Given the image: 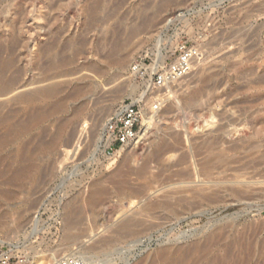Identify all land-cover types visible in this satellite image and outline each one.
Wrapping results in <instances>:
<instances>
[{"label":"rangeland","instance_id":"1","mask_svg":"<svg viewBox=\"0 0 264 264\" xmlns=\"http://www.w3.org/2000/svg\"><path fill=\"white\" fill-rule=\"evenodd\" d=\"M92 1L0 0L2 57L14 59L5 76L12 77L13 74L20 84L61 72L62 76L50 82H90L92 91L88 97L93 99L103 94L104 101L99 106L106 107L96 129L92 130L90 126L91 111L78 117L77 132L69 144L61 142L51 152H39L42 174L38 170L34 181L25 183L18 199L9 200L7 206L0 207V215L2 210L9 212L6 218H0V250L14 256H26L30 264H54L69 254L84 257L92 264H148L149 257L155 258L162 250L169 251L168 254H193L191 259L197 254H218L215 245L206 249L200 246L221 229L223 234L218 244L235 241L230 254L242 256L237 264H264V162L244 168L238 164L240 172L245 174L244 180L257 187L246 198L236 199L220 188L216 194L217 202L203 204L194 203L197 199L190 192H175L178 188L186 187V190L191 186L189 189H192L193 185V188H199L219 183L222 187L224 184L219 178L229 176L237 167V164L217 167L210 179L201 177L198 146L206 140L261 141L260 154L264 155V0H167L164 8L151 18L150 24H142L131 11L124 20L128 22L127 26L136 23L137 32L126 44L122 35L124 46L120 43L121 49L115 53L111 51L113 55L107 50L109 47L106 50L98 48L102 26L123 17L131 8L144 3L153 6L160 0H107L111 6L105 8V12L99 11L98 18L94 14L91 17L92 13L86 11L85 7ZM109 13L111 19L103 20ZM95 16L97 21L93 22ZM193 38H200L205 49L204 60L196 64L197 68L215 72L214 88L200 104H188L185 101L188 78L176 82L170 89L172 97L146 134L151 135L149 139L145 141L143 136L133 142L127 153L129 166L118 165L120 149L105 146V137L99 140L103 124L111 111L141 95L144 98L138 101L147 115L148 103L154 96L144 93V81L130 74V65L141 58L148 66H154L159 51L164 55L165 63L180 40ZM71 40L75 41H72L74 49L66 44ZM50 42L56 44V48L52 44V50L58 51L59 57H69L58 68L47 66L46 57L39 54L38 49ZM111 57L122 58V65L112 62ZM98 66L102 68L100 72L96 70ZM33 87L29 85L24 89ZM118 88L121 93H113ZM14 93L0 96V105L4 106L0 116L11 108H20L17 104L4 103ZM112 94L115 95L113 100L107 101ZM82 99L68 101L66 112L58 114L57 118L71 117L73 108ZM47 124L21 135L16 143L25 142L33 135L39 138V130ZM53 131L51 127L43 135L44 141H48ZM16 143H11L5 150H14ZM161 144H167L169 148L163 153L162 160H156L151 154ZM7 151L1 154L6 155ZM183 154L188 155L187 163L179 162ZM145 159L148 160V182L131 198L120 192L118 183L106 180L118 168L134 170ZM129 181L130 189L143 183L136 174H131ZM92 183L104 190L94 206L85 202ZM170 196L173 199L186 197V202L150 210L151 219L138 222L131 233L118 230L121 219L139 213L147 201ZM73 198L79 200L81 220L76 226L78 230L75 229L78 236L67 239L62 207ZM15 221L21 226L15 227ZM101 238H108V243L94 249L90 247Z\"/></svg>","mask_w":264,"mask_h":264},{"label":"bare ground","instance_id":"2","mask_svg":"<svg viewBox=\"0 0 264 264\" xmlns=\"http://www.w3.org/2000/svg\"><path fill=\"white\" fill-rule=\"evenodd\" d=\"M166 3L167 0H160L158 4L153 6H150V4L148 3H144L136 8H131L129 11L127 10L128 12L123 17L121 16L120 18L115 19L112 23L111 21L109 24L106 23L105 27L102 26L104 29L102 28L103 29L101 32L102 37L99 41L98 48L102 47L103 49L106 50V48L109 47V49L107 48V50H110L109 53L111 51L113 53L117 52V49H121L119 47L120 43L122 44L121 47L124 46L123 45L124 42L123 43L121 42V36L122 35L125 36L123 37V41H125L124 44H126L131 40L132 36L137 32L138 29L136 23L132 24L131 22L132 25L129 24L127 26L126 23L128 22L124 20L127 19L125 16L130 15L129 13L132 11L134 13L133 15H136L142 24H147V23L150 24L152 20L151 18L153 16L155 17L164 8ZM109 5L110 4L107 0H94L90 2V4L88 3V6L85 8L87 12L89 10L92 13L90 14L92 17L93 14L96 15L98 13L99 15V11L101 12V10L102 12H105L104 9L105 8L107 9ZM112 6L115 5L113 4ZM109 10L106 12H109ZM101 14H105V13H101ZM96 16L94 17V20L92 18L90 19H92L93 22L97 21L95 20ZM129 18L130 17H128V19ZM99 19L98 21H100ZM109 19H111L110 13L109 15H105V19L103 20L108 21ZM72 41L74 40H71L66 44L68 48L70 47L74 49L73 46L75 45L74 43L75 41L74 42ZM53 42H50L49 45H46L44 47L42 46V48L40 47L41 49L38 50H39V54L44 55V58L46 57L45 59L47 60V66H49L50 68H58L62 64L66 63V61L69 60V57L66 58L67 56L64 55L63 56L65 58L59 57L60 53L58 54L57 50H56L57 52H54L55 50L54 51L52 50L53 45L56 48L55 46L56 44H53ZM12 43L13 42H11L10 44ZM3 51H4L3 47L0 45V96L3 97L11 92H15L14 95L9 97V99H7V101L4 103L6 104L11 103L14 105L17 104L20 105V108L17 110L11 108L9 111H7L6 113L0 116V207L1 205L3 206H5L6 204L8 205V203H10L9 200L12 201L18 199L19 194L24 190L23 188L25 183L30 182L31 180L34 181L33 178L35 177L36 174H38L37 173L38 170H40L39 154L42 153L43 150L47 152H51L55 148V146L61 142L65 144L70 143V140L73 138L74 134H76L75 132H77L76 125L79 116L88 114L92 111L91 113L93 115L92 116L93 119H92V125L90 126L92 127V130H94L98 126L101 119V115L106 109L104 105H102V107L99 106L101 102L103 103L104 101L102 99L103 97H105L103 96V94L102 95L97 94L98 96L93 99L91 97H88V94L92 91V86L90 85V82L85 81L82 83H74V84L71 83L72 81L50 82V80L62 76L61 72H57L54 74L53 72L52 74L50 73L45 74L36 80L24 81L23 83L20 84L16 82L17 77H13V74H11L12 77H6L7 76L6 72L10 70L9 68H11V65L13 66L12 62L14 59H12L11 56L3 58L4 57V56L2 57ZM40 56L41 55H39V58ZM111 61L118 65H122L123 63L122 58H118V59L112 58ZM43 62L46 61L43 59ZM154 63H155L154 67H160L163 65L164 55L161 54L160 51ZM195 67L197 68V65H195ZM195 67L193 71H191L188 75L185 76V78H188L186 80V87H185V89L187 88L188 90L185 96V101L188 104H200L203 101L204 96L208 95L211 92L212 88H214V83H215L213 81L215 72L207 69L201 70L199 69V67L196 69ZM203 68L205 69L207 67H203ZM96 70L100 72L102 68L98 66ZM29 85H34V87L32 89H24ZM120 91L121 88H118L114 90L113 93L118 94ZM108 96H110V94ZM111 96H112L111 98L108 97L106 100L107 101L113 100L112 98H114L115 95L112 94ZM80 97H82L83 99L81 102L78 103L76 107L73 108L71 112V117L64 118L63 120L57 118L58 114H63L66 112L68 101L75 100ZM139 97L144 98L143 95ZM138 99H134L132 100V102H135ZM2 107H4L3 104L0 105V110L2 109ZM121 108L122 105H120L117 110L111 111L110 114L113 115L118 113L121 110ZM18 112L21 113L19 116L16 115V113ZM145 116L146 115L144 114L143 116L144 122L149 125V117L148 116L145 117ZM106 121L101 128L99 140H102V138L105 137L106 138L105 146L110 147L112 139L111 137L105 135ZM43 123H48V124L45 127H41V129L39 128L40 129L39 138L33 135L29 140L25 142H21L18 144L16 143L21 137V135L27 134L38 125L41 126ZM79 123H81V121H79ZM51 127L54 128V131L50 135L48 141H44L43 135ZM147 132L142 136H140L139 138H137V140L142 139L143 136L145 141L148 140L151 135L150 136L146 135ZM142 142L144 143V141ZM152 142L153 140H151V143ZM11 143L17 144L14 150L11 151L5 150L7 146L10 145ZM131 144L132 143H128L126 146L120 148L121 155L118 158V162H119L118 165L129 166L128 164H129L130 156L127 155V153L129 152L128 149H130ZM261 146H262L261 141L250 142L245 140H238L236 142H228V141L224 142L222 138L221 139L217 138L216 140H212V141L206 140L203 144H200L198 146V154L201 155V158L198 162V166H199L198 170L201 177H204L205 179H210L214 169H216L217 167L226 166L230 164H237L236 165L237 167L234 166L235 168L232 169V174H230L229 176H221L219 178L221 179L220 180L221 183L224 184L222 187L218 186L219 183L214 185L211 184V186L209 185L208 187L203 186L199 188H193L194 186L193 185L192 189H189L191 186L186 190H185L186 187L183 190H178L180 189L178 188L176 189L177 191L175 192H183V191L185 193L190 192L197 199V201H194V203H203V204H210L215 202L216 194L220 188L223 191L231 193L232 196L235 197L236 199H243L248 197L250 193L253 191V189H256L257 187H253L254 184L253 182L244 180L246 178L245 174L240 172V166L238 164H241V166L244 168V167H252V166L254 167L257 164L264 162V155L260 154ZM167 148H169L167 144L158 145L155 148V150L152 152L151 157H153L156 160H162L163 153L167 150ZM5 151H7V154L2 155L1 153L2 152L5 153ZM187 160H188V155L183 154L179 162L187 163ZM163 162L165 161L163 160ZM147 167H148V160L142 162V164L139 167L135 168L134 170L130 167H129L130 169L126 171L119 168L117 170L114 169L115 171H113V173L111 172L109 177L105 179L107 181H111V183L114 181L116 182V184L118 183L120 186L119 189L120 192H125L126 194H128V197L131 198L133 195H136L146 186L148 182L146 177ZM39 174H42L41 170L39 171ZM131 174H136V176H138V178L143 181V183L142 184L140 183L141 185L139 187L137 186V188L135 187V189L128 188L130 187L128 186V184L130 183L129 177ZM96 184L97 183L91 184L85 198V202L92 206H94V204L97 201L99 202L100 197L104 194V190L101 189V187L99 188L96 187ZM172 197L173 196L167 197L164 200L147 201V203H145L142 206L140 210L141 212L138 210L139 213L134 212V214H130L128 217L121 219L119 226L117 227L118 230L131 233L133 231L134 226L138 222H143V221L145 222L146 220H148V218L150 217V215L148 214L150 213L149 212L150 210H154L157 208H170L175 204L179 205L186 202L185 199L186 197L177 198V199H173ZM189 202L190 201H188V203ZM79 205H80L79 200L73 198L70 199L62 207V209L64 210L63 212L64 214L62 213L63 214L62 219L64 221V226L66 230V232H64L67 235L65 236L66 238L68 237L71 239L74 238L75 235H77L76 230H78V227L76 226L79 224L81 220V215H80L81 212ZM2 211L3 212L1 213L0 218H6L7 217L6 215H8L9 212L4 213V210ZM21 219H22L21 221V225H22L23 218ZM21 225H19V222L16 223L15 221V227L17 226L19 227ZM222 234L223 232H221V229H218L215 233L211 234L204 241L203 245L202 244L201 246L199 245L200 247L203 246L202 248L205 249L215 245L218 247L219 250L218 254H197L196 257L191 259L193 254H185L184 252H183L184 254L182 253L168 254L169 251L167 252L165 250H162L160 253H158L155 256V258L149 257L150 259L148 264H153V263L237 264L241 262L242 256L234 257L233 256L234 254H230V250L233 244H235V241H230L223 245L218 244L219 238ZM108 241H109L108 238H101L92 245L90 244V247L92 248L93 247L95 248L96 246L101 247L102 245L108 243Z\"/></svg>","mask_w":264,"mask_h":264},{"label":"built area","instance_id":"3","mask_svg":"<svg viewBox=\"0 0 264 264\" xmlns=\"http://www.w3.org/2000/svg\"><path fill=\"white\" fill-rule=\"evenodd\" d=\"M205 49L200 38L180 40L170 58L160 67L148 66L145 60L137 58L130 65L132 76L142 79L145 94L154 95L148 103V114L144 113L141 101L123 103L121 110L109 116L105 135L111 137L112 146L122 148L128 143H136L137 138L151 129L162 108L172 97L171 87L188 75L200 61L204 60ZM148 66V67H147ZM144 114L149 117V125L144 122ZM145 116V117H146ZM0 264H30L26 256H14L0 250ZM54 264H92L86 258L75 254L65 255Z\"/></svg>","mask_w":264,"mask_h":264}]
</instances>
